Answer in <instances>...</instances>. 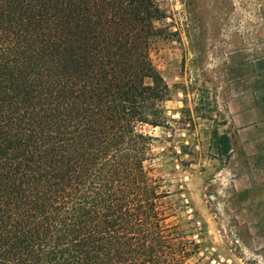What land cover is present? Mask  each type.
<instances>
[{"label":"trees","instance_id":"trees-1","mask_svg":"<svg viewBox=\"0 0 264 264\" xmlns=\"http://www.w3.org/2000/svg\"><path fill=\"white\" fill-rule=\"evenodd\" d=\"M155 0H0V264H189L146 168L168 87Z\"/></svg>","mask_w":264,"mask_h":264},{"label":"rangeland","instance_id":"rangeland-1","mask_svg":"<svg viewBox=\"0 0 264 264\" xmlns=\"http://www.w3.org/2000/svg\"><path fill=\"white\" fill-rule=\"evenodd\" d=\"M155 2L169 96L146 168L199 244L189 264H264V0Z\"/></svg>","mask_w":264,"mask_h":264}]
</instances>
